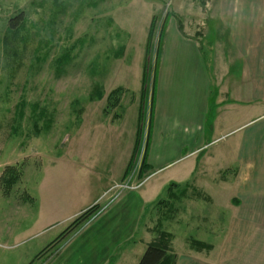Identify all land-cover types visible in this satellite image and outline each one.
<instances>
[{
  "label": "rangeland",
  "instance_id": "rangeland-1",
  "mask_svg": "<svg viewBox=\"0 0 264 264\" xmlns=\"http://www.w3.org/2000/svg\"><path fill=\"white\" fill-rule=\"evenodd\" d=\"M219 6L220 0H0V264H86L85 252L70 255L69 246L87 224L61 235L70 223L65 217L99 191L102 174L120 170L121 158L135 141L141 104L136 90L146 63L139 144L122 179L101 194L94 211L124 183L142 180L162 26L166 23L165 39L177 21L189 33L202 29L210 73L216 63L207 47L211 41L217 54L234 62L228 78L238 74L234 52L216 41ZM20 13V23L11 27L9 20ZM118 86V102L108 105L110 91ZM115 114L121 118L110 122ZM171 170L143 176V188L172 179ZM171 218L163 220L170 232ZM177 229L179 237L192 231Z\"/></svg>",
  "mask_w": 264,
  "mask_h": 264
},
{
  "label": "crops",
  "instance_id": "crops-1",
  "mask_svg": "<svg viewBox=\"0 0 264 264\" xmlns=\"http://www.w3.org/2000/svg\"><path fill=\"white\" fill-rule=\"evenodd\" d=\"M219 10L216 41L234 52L238 74L228 78L234 62L217 54L211 41L207 47L216 63L210 73L197 27L189 33L176 25L168 39L164 30L168 44L161 42L154 74L143 176L171 166L172 179L150 189L142 184L123 190L80 229L83 239L76 238L80 232L73 235L78 242L69 246L70 255L84 251L86 264H137L159 215L154 202L166 192L165 184L174 182L188 185L174 202V264H264V0H220ZM143 68L136 90L141 102ZM116 115L110 122L121 118ZM134 145H128L120 170L102 174L99 191L67 220L122 179ZM186 226L192 231L179 237L177 228Z\"/></svg>",
  "mask_w": 264,
  "mask_h": 264
},
{
  "label": "trees",
  "instance_id": "trees-1",
  "mask_svg": "<svg viewBox=\"0 0 264 264\" xmlns=\"http://www.w3.org/2000/svg\"><path fill=\"white\" fill-rule=\"evenodd\" d=\"M205 6V5H204ZM20 14L14 16L13 18H11L9 20V25L11 27H17L18 24L20 23L22 17L20 16ZM18 19L19 22L14 26L12 21ZM155 16H152L151 18V22L148 28V34H147V38H146V52H149V48H150V43H151V38H152V33H153V28H154V23H155ZM17 21V20H16ZM166 27V23L164 24V26H162V30H161V37H160V41L158 43V48H157V52H156V61H158V57H159V52H160V48H161V42H162V36L164 33ZM177 27L178 29L183 32V26L181 21H177ZM203 30L198 29V34H202ZM199 36V35H198ZM64 59L68 60L69 59V52H66L64 54ZM146 63L144 64V68H143V75H142V89H143V94L145 93V80H146ZM153 85H154V81H153ZM154 88V87H153ZM121 91L120 87H116L114 89H112L108 95V99L110 101V103L108 105L114 106V104H116L118 102V95L117 93ZM151 111H150V119H149V123H148V131L146 133V142H145V147H144V156L142 159V166H141V170L139 171V175L140 177H143V173L147 170L148 168V164L146 163V152H147V145H148V135H149V130H150V120H151V113H152V107H153V90L151 91ZM143 106H144V102L142 101L140 104V111H139V118H138V127H137V132H136V140H135V145H134V150H136V147L139 144V139L141 137V124L143 121ZM150 106H148V109L150 108ZM105 109H113L112 107L110 108H105ZM107 111V110H105ZM111 111V110H110ZM109 113V112H108ZM134 152V151H133ZM133 156V154H132ZM132 158V157H131ZM131 160V159H130ZM13 166H7L8 169H10V171H12ZM188 185H179L176 184L174 182H171L167 185L166 187V195L163 198H159L156 205L154 206L156 211L158 212V218L157 220L154 222V224L149 227V232L152 234L151 239L147 242L146 247L142 253V255L140 256L137 264H174L175 262V253L173 252L172 249V233L170 231H167L165 228H163V220L165 219H170L173 215V210H174V202H177L178 200L182 199L187 191L188 188L186 187ZM96 207L92 206L86 210H84L82 213H80L79 215H77L76 217H74L70 223L67 225V227L64 229V231L61 233V235H63L64 233H69L72 230L76 229L77 227H79L81 224H83L84 222H86L92 215V213H94V209ZM192 243L197 244L198 246L202 245V246H207L206 244H204L203 242H200L198 240H192ZM203 243V244H202Z\"/></svg>",
  "mask_w": 264,
  "mask_h": 264
},
{
  "label": "built area",
  "instance_id": "built-area-1",
  "mask_svg": "<svg viewBox=\"0 0 264 264\" xmlns=\"http://www.w3.org/2000/svg\"><path fill=\"white\" fill-rule=\"evenodd\" d=\"M142 182H139V183H136L135 185H129L127 183H124V185H122V189H135V188H138L140 185H141ZM122 190H118L117 192H115V194L113 195V197L110 199V201L114 200L120 193H121ZM105 207V206H104ZM103 207V208H104ZM102 208V209H103ZM101 209V210H102ZM101 210H99L97 213L101 212ZM96 215V214H95Z\"/></svg>",
  "mask_w": 264,
  "mask_h": 264
}]
</instances>
